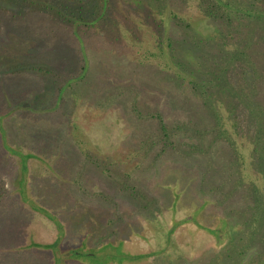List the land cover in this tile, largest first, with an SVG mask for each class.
Returning <instances> with one entry per match:
<instances>
[{
  "label": "rangeland",
  "instance_id": "1",
  "mask_svg": "<svg viewBox=\"0 0 264 264\" xmlns=\"http://www.w3.org/2000/svg\"><path fill=\"white\" fill-rule=\"evenodd\" d=\"M125 1L118 3L126 6ZM0 17V264H84L70 259L69 253L86 234L85 248L98 254L95 250L107 235L127 237L133 231L146 232L160 250L144 264H214L224 249L208 235H198L184 246L175 235L167 238L172 219L189 216L201 203L198 183L205 159L185 151L182 157L170 148L163 151L154 121L133 117L129 94L123 93L117 102L112 98L118 94L113 82L119 81L121 90V82L134 79L148 91L140 98L172 131L176 123L199 121L203 114L196 108L197 99H189V80L203 84L201 93L195 92L201 98L211 90L215 74L225 88L229 79L236 80V70L229 75L220 70L226 60L220 53L223 27L196 20L187 35L186 28L169 25L175 52L194 71L172 63L185 78L178 81L154 64L138 67L108 43L78 49L65 27L62 37H45L35 31L39 21L31 30L23 27L29 32L22 33L27 49L18 53L15 36L21 33L13 30L8 13ZM119 67L121 80L116 76ZM246 123L252 125L250 120ZM186 139L180 132L175 145ZM222 162L212 179L222 172ZM211 208L226 215L223 208ZM251 208L263 211L264 203ZM244 218L248 217L230 218V242L240 249L251 241L242 250L243 263L253 254L264 260V229Z\"/></svg>",
  "mask_w": 264,
  "mask_h": 264
},
{
  "label": "trees",
  "instance_id": "2",
  "mask_svg": "<svg viewBox=\"0 0 264 264\" xmlns=\"http://www.w3.org/2000/svg\"><path fill=\"white\" fill-rule=\"evenodd\" d=\"M118 1L0 0V16L8 13L13 30L21 33L22 37L15 36L20 42L18 53L27 49L24 48L27 39H22V33L29 32H24L23 27L30 29L32 23L39 21L40 27L35 31H41L45 37H62V27H65L73 40L71 45L78 49L84 50L90 43L94 46L97 43L98 47L108 43L113 52L127 55L130 62L138 67L154 64L161 73H171L178 81L185 78L172 63L187 72L194 71L175 52L177 47L169 25L186 28L187 35L196 20H208L223 27L220 53L226 60L220 70L226 75H229L228 71L236 70V80L233 83L229 79L230 85L225 88L215 74L210 80L211 90L202 98L195 92L201 93L203 84L189 80V90L193 91L189 99H197L195 103L200 105L196 108L203 114L199 121L176 123L172 131L164 124L161 114L140 98L143 90L134 79L133 82L129 78L127 83L121 82L120 86L124 87L121 90L118 88L119 81L113 82L114 92L118 94L112 102H117L123 93L129 94L131 101L128 104L135 115L133 117L139 122L144 119L154 121L155 130L160 133L163 142V151L170 148V151L183 153L182 157L187 152L205 159L198 183L201 203L189 216L172 219L167 238L175 235L177 243L184 246L194 242L198 235H208L215 246L224 249L223 255L220 254L214 264H245L241 260L243 249L251 241H245L246 245L244 243L241 250L230 242V218L247 216L243 220L245 223L259 222L258 226L264 229V210L251 212V206L258 208L264 203V0H124L126 6ZM80 44L83 45L80 47ZM121 72V69L117 72V79H120ZM249 120L251 126L246 123ZM180 132L195 142L189 143L186 139L175 145ZM221 161L222 172L214 180L212 172ZM47 165L49 171L55 173L52 162H47ZM23 170L26 172V169ZM204 191L206 194L202 193ZM214 205L223 208L226 215L215 212L211 208ZM38 209L41 212L45 210L41 206ZM208 216H214L216 221L211 223ZM52 220L59 227L62 225L56 218ZM87 236L77 248L70 249L69 257L73 261L84 264H144L160 253L150 243L151 236L144 231H133L127 237L120 235L113 239L107 235L95 250L98 254L85 248ZM168 243L169 240L164 247H168ZM111 247L116 248V253L111 251ZM102 250L106 251L104 256L99 254ZM253 256L246 264H264L260 254Z\"/></svg>",
  "mask_w": 264,
  "mask_h": 264
}]
</instances>
